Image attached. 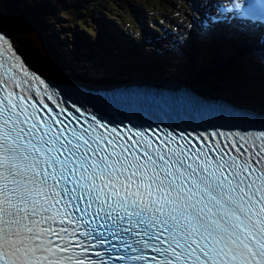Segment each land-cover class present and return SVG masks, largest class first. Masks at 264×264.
I'll return each instance as SVG.
<instances>
[{
	"label": "snow or ice",
	"instance_id": "1",
	"mask_svg": "<svg viewBox=\"0 0 264 264\" xmlns=\"http://www.w3.org/2000/svg\"><path fill=\"white\" fill-rule=\"evenodd\" d=\"M37 82L0 34V264H264V128L61 119Z\"/></svg>",
	"mask_w": 264,
	"mask_h": 264
},
{
	"label": "trees",
	"instance_id": "2",
	"mask_svg": "<svg viewBox=\"0 0 264 264\" xmlns=\"http://www.w3.org/2000/svg\"><path fill=\"white\" fill-rule=\"evenodd\" d=\"M121 1L22 0L16 5L14 0H9L6 4V11L0 10V26H14L18 35L16 47L34 65L37 64L40 68L45 67L47 71L69 80L112 84L117 81L115 76L108 75L103 79L89 77L79 72H68L58 62L52 45L47 38L54 36L52 24L59 22V14L62 13L70 18L74 25L76 24L79 29L78 35L87 41L89 40V43H87L90 48L92 47L94 50V43L97 42L105 52L111 54L113 48L116 49V46L111 44L121 43L128 45L132 43L130 34L125 28V24L129 22L124 18H118L119 24L109 20L112 15H116L113 13V9ZM130 14L134 17L132 10ZM61 30L64 31V28H61ZM90 30L94 32L90 36L91 38H88L84 31ZM96 31H99L98 34L95 33ZM133 48L135 49V47ZM201 51L204 53L202 49ZM114 55H117V53ZM127 57L128 60H124L122 63L117 61L116 64L120 69L123 68L126 71L133 72L134 76L141 77L143 71H148L150 67L153 68L154 72L161 73L159 71L160 67L153 62H148L147 60L138 61L130 56ZM207 57L209 62L215 59V56L211 54ZM107 60L115 67L112 57H108ZM139 62H142V66H140ZM252 65L254 70H250L248 65L242 61L233 62L228 60L225 65L215 64V67L210 71L204 72V75H212V79H209L208 82L206 81V84L210 86L208 87L209 90L206 91L226 95L234 103L244 107L264 110V73L258 64ZM139 68L142 69L140 70ZM202 76L200 75L199 78H202ZM214 76L221 79L222 83L220 84L216 81L213 78ZM162 81L164 82V80ZM241 85L243 89L236 92L227 89L229 86L239 88Z\"/></svg>",
	"mask_w": 264,
	"mask_h": 264
},
{
	"label": "rangeland",
	"instance_id": "3",
	"mask_svg": "<svg viewBox=\"0 0 264 264\" xmlns=\"http://www.w3.org/2000/svg\"><path fill=\"white\" fill-rule=\"evenodd\" d=\"M8 1L9 0H0L1 11L4 12L6 11V4L8 3ZM14 1H15L14 4L17 5L18 2H21L22 0H14ZM164 4L165 3L163 2V0H146L144 2L142 0H123L119 2L117 6L114 7L113 13L116 15H112V17H110L109 20H112L115 24L120 23V21L118 20L119 17L120 19L124 18L125 20H127L129 22L127 23L128 27H126L128 28L127 32L131 35V38L133 35L137 36V39H135L137 44H140L143 40L141 39V37L137 35L139 34L140 31L139 29H137L138 25L143 26L145 30L144 33L146 34V36L144 37V41H151L150 35L151 36L162 35L161 42L162 43L170 42L168 45L166 43L164 45L167 47L172 46L174 48L171 50V52L177 54L176 56L178 60L184 58L183 56L186 57L185 59L181 60V62L184 61V63L181 64L182 70L180 74L176 76L175 82H181L186 77H190L191 78L190 81H192V83H194L196 87L201 88L204 93H207L206 90H209L208 87L210 86L206 84V81L208 82L209 79H212L211 78L212 76L204 75L202 72L201 74H203V76L202 78L200 77L201 78L200 79L197 73H195L192 69L188 71L187 74L185 73V62L188 61V57L187 54L183 55V53H185L184 49L188 46V41L186 40L184 43L180 44L179 42L176 41L179 40L178 38L174 39L176 37H172L173 41H170V38L166 34L168 33L167 29L173 27L174 30L177 32L178 25L175 24L174 26L172 23L168 22L169 20H166L167 11L165 12L164 9L165 8L171 9V6L169 4L166 5ZM130 6L133 7L134 10L136 11L137 17L131 18V15L129 13ZM184 16L185 15L181 13L179 16L176 15L173 17L178 21L183 20L185 26L186 22ZM59 18H60L59 22L52 24V31L54 33V36L51 38L50 37L47 38V40L52 45V49L55 52L54 54L57 57L58 62H60L68 72H72V71L76 73L79 72V73H84L85 75L92 73L90 74V76L92 77L94 76L99 77L102 75L104 76L105 74L111 72L110 67L106 66V64H104L105 66L99 65L97 63L99 62V60L102 59L106 60L110 56L112 57L116 56L119 61H122L125 58H128L126 57L128 55L134 58L140 55V50H139L140 48H137L134 51H132V50H128L129 46L126 45L125 50H123V48L120 49L118 47L117 43L111 44V45H115L116 49L113 48V52L109 54L108 52H105L103 49L99 48L100 46L96 42L95 47L97 49L96 48L95 49L97 50V52H95V50L89 47V44L87 43L89 42V40L87 41L86 39L81 38L78 35L79 29L77 28L76 24L75 25L73 24V21L70 18H68L66 15L62 13L59 14ZM184 26H181L182 28L180 29L181 31L180 33L177 32L178 35L183 36L185 34ZM61 28H64V31H62ZM93 32L94 31L92 30L84 31L85 35L88 38H91L90 36L93 35ZM95 33H97V31ZM8 34L11 42L17 46L16 38L18 37V35L14 26H8ZM186 37L188 38V35H186ZM153 44L154 43L151 41L150 47L148 48L147 46L145 51H153V50L158 51L159 46L156 47ZM114 52L117 53V55H114L115 54ZM243 54L251 56V54H246V53ZM177 59H175V61ZM254 60L257 61L258 64L264 70V65L261 64L260 58L255 57ZM31 66L48 74L53 78L63 79V76L60 77L55 73H51L50 71H47L45 67L40 68L37 64L34 65L33 63L31 64ZM206 76L207 78H205ZM118 77H122V75L118 74ZM213 78L216 79V81H218L220 84L222 83V80L218 79V77L214 76ZM227 89H229V87H227Z\"/></svg>",
	"mask_w": 264,
	"mask_h": 264
},
{
	"label": "bare ground",
	"instance_id": "4",
	"mask_svg": "<svg viewBox=\"0 0 264 264\" xmlns=\"http://www.w3.org/2000/svg\"><path fill=\"white\" fill-rule=\"evenodd\" d=\"M123 1V0H122ZM163 2L165 3L164 5L166 4H169L171 6V9H164L165 12H166V18L167 20H169L170 22H173L175 23L176 25H178V28H177V32L180 33V29L182 28V23H183V20H176L173 16H176V15H180V13H184L187 9L186 6H190V4L194 7V8H197L199 5H201V0H163ZM126 3V2H125ZM133 6V5H132ZM131 7V6H130ZM139 8V7H138ZM180 27V28H179ZM111 29V28H110ZM171 28L167 29V30H170ZM99 31H97L96 34H98ZM253 42H256L255 39H252ZM89 43V42H88ZM124 45V44H122ZM141 45V43H140ZM129 46V44H128ZM125 46H123V50H125ZM130 48V46L128 47V49ZM241 51H243V48L241 49ZM262 64V63H261ZM101 78H105L103 75L100 76ZM185 82L187 83H192V81H190V79L187 77L184 79Z\"/></svg>",
	"mask_w": 264,
	"mask_h": 264
},
{
	"label": "water",
	"instance_id": "5",
	"mask_svg": "<svg viewBox=\"0 0 264 264\" xmlns=\"http://www.w3.org/2000/svg\"><path fill=\"white\" fill-rule=\"evenodd\" d=\"M1 26H3V25H1ZM5 27L8 29V26H6L5 25ZM7 32V34H8V30L6 31ZM8 36H9V34H8ZM16 49H17V51L22 55V53L20 52V50H19V48H17L16 47ZM22 57L24 58V60L31 66V62H29L26 58H25V56L24 55H22ZM33 67V66H32ZM34 68V67H33ZM40 71V70H39ZM42 72V71H41ZM43 74H46V73H44V72H42ZM185 84V86H187V87H189V88H191L192 90H194V92L196 93V95H198V96H201V97H206V98H216V99H219V100H217V101H221V103H222V101H224V102H227V103H229V104H233V105H235V103L232 101V100H230V98H227V96L226 95H222V94H217V93H212V92H208L207 91V94H205L203 91H202V89L201 88H199V87H196V86H194V83H187V82H185L184 80L181 82V85H184ZM261 112L263 113V110H261Z\"/></svg>",
	"mask_w": 264,
	"mask_h": 264
}]
</instances>
